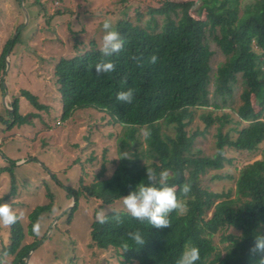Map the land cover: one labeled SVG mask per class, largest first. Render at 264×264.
Instances as JSON below:
<instances>
[{
    "label": "trees",
    "instance_id": "trees-1",
    "mask_svg": "<svg viewBox=\"0 0 264 264\" xmlns=\"http://www.w3.org/2000/svg\"><path fill=\"white\" fill-rule=\"evenodd\" d=\"M195 4V0H161L156 7L135 9V15L116 21L114 26L124 46L107 58L115 63L112 73L96 74L94 65L103 57L95 41L82 53L61 57L54 65L62 104L60 121L69 120L77 109L91 107L105 113L109 124L127 126L131 139L146 128L151 133L146 137L149 157L156 159L151 168L157 173L169 169L173 173L170 185L177 187L178 198L186 200L187 213H171V224L166 228H152L126 210H115L124 221L120 226L112 220V211L107 212L108 223L92 221L91 243L100 249H114L127 264H176L188 243L200 249L196 264H258L261 259L249 250L256 235H264V0L245 6L240 0H199L196 10ZM12 43L9 39L0 56L2 72ZM152 55L158 57L155 64L149 63ZM133 56L142 66H137ZM125 78L127 83L122 87ZM128 88L136 90L133 102L118 101L116 94ZM22 94L37 109L47 107L29 90H22ZM219 100L223 103L220 113L215 109L198 114L202 107H220ZM10 105L7 129L30 124L39 115H22L17 97ZM226 106L231 112L223 110ZM197 116L204 122V130L190 133L187 126ZM163 123L171 132L162 130ZM212 126L217 127L216 152L194 153L196 138ZM123 141L127 144L126 139ZM227 148L239 153L259 151L262 157L238 168L234 188L213 190L204 183V177L210 170L223 168L225 162H233L226 155ZM123 157L109 177L101 178L102 168L96 180L84 184L81 177L80 188L69 187L67 196L74 198V205L62 217L72 220L83 194L103 204L112 203L147 179L140 153ZM14 166L15 161H10L8 168L0 169V174L9 171L11 179V189L4 198L15 190ZM185 183L192 186L188 197L180 192ZM52 206L49 202L32 211V235L37 236L32 230L34 222L52 211ZM9 229L3 253L14 256L11 264H26L27 255L46 235L24 243L26 232L21 220ZM137 229L146 237L142 247L127 237ZM216 234L221 235L223 247L215 244ZM124 243L130 245L126 251Z\"/></svg>",
    "mask_w": 264,
    "mask_h": 264
},
{
    "label": "rangeland",
    "instance_id": "rangeland-1",
    "mask_svg": "<svg viewBox=\"0 0 264 264\" xmlns=\"http://www.w3.org/2000/svg\"><path fill=\"white\" fill-rule=\"evenodd\" d=\"M252 1L240 0L242 6ZM160 3L161 0H0V56L8 40L13 39L6 54L5 71L0 69V169L8 168L10 161H15L12 167L15 190L4 198L11 189V179L9 171H3L0 174V199L11 203L18 212L23 211L20 220L26 232L24 243H32L46 235L31 251L28 264H127L117 251L100 249L90 238V225L96 212L101 209L111 211L109 208L125 210L122 199L103 204L83 194L72 220L68 221L62 215L74 205V198L67 196L69 187L77 189L82 183L96 180L102 168L101 178L109 177L125 154L140 153L146 174V169L156 161L149 157V145L143 135L147 129H139L135 133L136 139H131L126 134L127 126L109 124L105 113L91 107L77 109L69 120L61 122L62 104L54 65L61 57L82 53L90 47L91 41L100 46L105 19L115 25L119 19L135 15V9L144 10ZM195 3L194 8L199 0ZM7 59L10 60L8 66ZM213 88L214 85L211 93ZM22 90L38 96L47 107L37 109ZM15 97L19 99L22 115L31 112L39 115L32 118L30 124L7 129V120H11L7 110ZM233 98L236 102L237 92ZM219 105L202 107L198 114L215 109L220 113L221 100ZM223 110L231 112L227 106ZM232 114L237 117L235 112ZM204 127V122L197 116L187 130L192 133L203 131ZM162 130L171 132L165 123ZM216 133L217 127L212 126L198 135L193 152L213 155ZM226 155L233 158V162H225L223 168L210 170L204 177V183L213 190L234 188L238 168L262 157L259 151L239 153L232 148L226 149ZM49 202L53 204L52 211L41 215L40 234L32 235L29 232L30 214L38 205ZM9 234V227L0 225V264H11L14 257L3 253ZM220 239V234L214 236L215 244L223 247Z\"/></svg>",
    "mask_w": 264,
    "mask_h": 264
},
{
    "label": "clouds",
    "instance_id": "clouds-1",
    "mask_svg": "<svg viewBox=\"0 0 264 264\" xmlns=\"http://www.w3.org/2000/svg\"><path fill=\"white\" fill-rule=\"evenodd\" d=\"M103 36L101 38L100 52L102 59L94 65L97 75L108 74L115 71V63L107 59L114 53H118L123 49L124 40L121 38L120 32L115 28L110 19H105L102 24ZM131 59L137 62V66H142L139 58L133 56ZM158 61L156 55H152L149 63L155 64ZM92 68V66H89ZM127 83V79L122 80V87ZM136 90L128 88L126 91H120L116 94V99L125 104H131L135 99ZM150 131L144 130L145 137L150 136ZM125 159L127 154L124 155ZM147 179L137 184L126 196H122L123 208L134 219L141 222L147 221L152 228H166L170 227V214L176 212L179 215L187 213L186 200L180 199L177 196V187L170 185L169 181L173 178V173L169 169H163L159 173L153 168L146 169ZM192 190L190 183H185L180 188L183 197H188ZM112 212L115 211L109 208ZM24 216L23 211H17L12 207L11 203L0 202V225L10 227L16 224ZM112 220L117 226L124 223L121 215L115 213L112 215ZM95 222L104 225L109 222V215L105 209H101L95 214ZM36 235L40 234L41 221L37 219L32 227ZM128 239L142 247L146 243L145 235L137 229L136 231L127 233ZM125 251L129 249L130 245L124 243ZM250 254L260 255L261 259L258 264H264V235L257 234L254 245L250 248ZM200 260V249L198 246L188 243L184 247V251L177 259L176 264H196Z\"/></svg>",
    "mask_w": 264,
    "mask_h": 264
},
{
    "label": "water",
    "instance_id": "water-1",
    "mask_svg": "<svg viewBox=\"0 0 264 264\" xmlns=\"http://www.w3.org/2000/svg\"><path fill=\"white\" fill-rule=\"evenodd\" d=\"M8 55V54H7ZM9 59H7V66L9 65ZM10 111H12V107L9 109ZM30 254H31V251H30V253L27 255V257H26V264H28V259H29V257H30Z\"/></svg>",
    "mask_w": 264,
    "mask_h": 264
}]
</instances>
